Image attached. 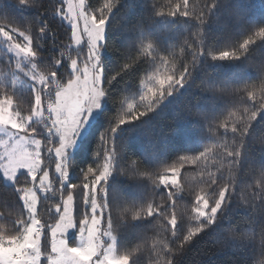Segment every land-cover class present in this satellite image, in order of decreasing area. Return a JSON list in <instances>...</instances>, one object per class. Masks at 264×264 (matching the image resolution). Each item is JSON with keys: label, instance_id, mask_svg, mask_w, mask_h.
Listing matches in <instances>:
<instances>
[{"label": "trees", "instance_id": "1", "mask_svg": "<svg viewBox=\"0 0 264 264\" xmlns=\"http://www.w3.org/2000/svg\"><path fill=\"white\" fill-rule=\"evenodd\" d=\"M85 8L106 20L104 104L67 158L68 184L51 173L40 217L71 193L82 218L108 154L110 174L96 190L128 264H264V0H85ZM62 13V0H0V32L28 37L55 87L84 54L70 47ZM15 65L0 46V73ZM2 99L31 115V88L0 83ZM28 130L52 166L58 140L43 122ZM170 172L175 183H163ZM28 183L11 186L0 174V237L21 234L19 188ZM201 198L207 213L194 220Z\"/></svg>", "mask_w": 264, "mask_h": 264}, {"label": "rangeland", "instance_id": "2", "mask_svg": "<svg viewBox=\"0 0 264 264\" xmlns=\"http://www.w3.org/2000/svg\"><path fill=\"white\" fill-rule=\"evenodd\" d=\"M62 2L60 16L71 29L70 47L84 52L70 61L72 77L62 86L55 87L57 77L53 73L43 75L38 71L28 37L17 31L0 32V46L16 62L12 70L0 73V83L18 90L31 88L34 95L29 116L14 112L9 99L0 100V174L11 186L25 177L29 181L19 188L26 221L19 236L0 237V264H128L127 258L117 253L116 237L104 218V206L96 190L110 174L108 154L94 187L86 188L82 218L76 220L74 216L71 193L52 205L49 216L42 218L38 213L40 197L52 193L51 173L60 187L68 184L67 158L94 124L104 104L102 57L106 54V20L94 19L85 8V0ZM171 82L163 80L159 85ZM34 122L47 124L45 134L58 140L51 151L52 166L44 164L41 140L28 130ZM176 178V172H170L162 182L173 184ZM207 209L208 203L201 198L194 220L203 218Z\"/></svg>", "mask_w": 264, "mask_h": 264}, {"label": "snow or ice", "instance_id": "3", "mask_svg": "<svg viewBox=\"0 0 264 264\" xmlns=\"http://www.w3.org/2000/svg\"><path fill=\"white\" fill-rule=\"evenodd\" d=\"M259 35H264V32L259 33ZM223 55H228L227 53L223 54Z\"/></svg>", "mask_w": 264, "mask_h": 264}]
</instances>
